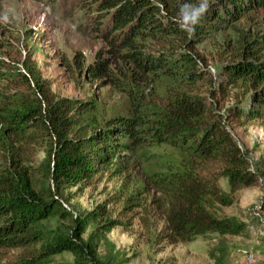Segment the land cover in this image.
<instances>
[{
    "label": "trees",
    "instance_id": "16d2710c",
    "mask_svg": "<svg viewBox=\"0 0 264 264\" xmlns=\"http://www.w3.org/2000/svg\"><path fill=\"white\" fill-rule=\"evenodd\" d=\"M93 1L112 55L135 65L146 76L161 81L167 78L166 103L156 108L137 101L130 110L103 121L94 116L87 121L97 106L58 95L35 62L27 60L6 75L9 93L0 90V134L9 143L4 144L9 152L8 167L0 170V264H100V229L108 232L117 223L105 205H98L87 213V219L73 216L50 230L47 222L64 216L66 210L53 194L33 187L34 173L22 164V158L38 146L46 148L49 176L58 191L93 182L106 172L121 174L128 153L158 146L179 150L182 156L150 174L154 189L150 199L143 197L144 184L135 191L130 181L123 182L110 199L121 205L122 217L142 207L146 227L153 211L159 210L166 222L161 241L169 244L187 243L209 231L239 233L232 221L211 212L215 204L230 206L234 202L218 180L227 177L233 189L258 184L259 178L227 122L230 118L243 123L264 117L260 36L237 28L228 43L232 58L223 66L227 84L240 82L248 87L249 97L236 100L226 114L217 100L197 90L206 69L199 65L202 58L194 49L250 12L264 10V0ZM202 3L207 8L197 22L185 23V13ZM150 38L172 48L139 49L141 40ZM80 70L88 77L105 76L108 83H116L108 59L98 57L85 67L81 62ZM90 221L98 225L83 238ZM63 250L73 252V262L54 260Z\"/></svg>",
    "mask_w": 264,
    "mask_h": 264
},
{
    "label": "rangeland",
    "instance_id": "374dc122",
    "mask_svg": "<svg viewBox=\"0 0 264 264\" xmlns=\"http://www.w3.org/2000/svg\"><path fill=\"white\" fill-rule=\"evenodd\" d=\"M85 2L0 0V90L8 94L6 90L10 86L4 77L30 60L40 67L58 95L90 101L97 106L95 114L87 121L91 116L103 121L130 110L137 101L149 107H163L170 86L168 79L161 81L151 74L146 76L135 65L114 57L106 41L107 34L102 33L100 22H97V5L93 0ZM237 28L260 36L259 45L264 52V10L261 9L203 39L194 49L202 58L199 65L206 69L197 90L217 100L225 114L236 100L249 97L248 87L240 82L227 84L228 76L223 70L224 64L232 58L228 43L233 41ZM169 46L172 48V45L150 38L141 40L139 49L148 52ZM98 57L108 59L116 83H108L105 76L94 79L88 77L85 70L81 72V62L85 67ZM227 124L250 169L259 178L257 185L236 189L227 177L218 180L234 202L230 206L215 204L211 212L232 221L240 230L237 234L209 231L187 243L169 244L161 241L160 234L166 222L159 210L153 211L148 227L142 220V207H135L127 217L119 215L121 205L110 202L116 190L125 181L132 182L135 191L144 184L143 197L150 199L154 193L149 183L150 174L162 171L175 157L182 156L179 150L169 146L128 153L124 157L125 171L121 174L114 176L106 172L95 177L93 182L78 183L61 191L49 176L45 147L30 150L22 158V164L34 173L33 187L53 194L66 210L64 216L47 222L50 230L68 223L73 216L85 218L98 205H105L108 215L117 220L110 231L100 229L102 238L97 249L100 264H264V117L243 123L230 118ZM5 143L9 144L0 134V170L8 167L9 152ZM97 225V221H90L83 238H87ZM53 258L59 263H71L75 256L72 251L63 250Z\"/></svg>",
    "mask_w": 264,
    "mask_h": 264
},
{
    "label": "clouds",
    "instance_id": "9594fccd",
    "mask_svg": "<svg viewBox=\"0 0 264 264\" xmlns=\"http://www.w3.org/2000/svg\"><path fill=\"white\" fill-rule=\"evenodd\" d=\"M185 7H188V6L186 5ZM206 8H207L206 3L200 4L199 7L192 6L190 13L189 12L185 13V17H184L185 23H188V22L196 23L197 19L200 18V16L202 15V13H204Z\"/></svg>",
    "mask_w": 264,
    "mask_h": 264
},
{
    "label": "built area",
    "instance_id": "2783aa9c",
    "mask_svg": "<svg viewBox=\"0 0 264 264\" xmlns=\"http://www.w3.org/2000/svg\"><path fill=\"white\" fill-rule=\"evenodd\" d=\"M248 261H249V259H248Z\"/></svg>",
    "mask_w": 264,
    "mask_h": 264
}]
</instances>
